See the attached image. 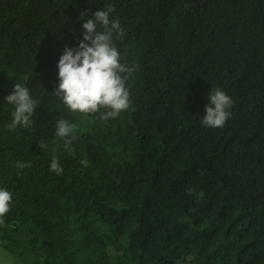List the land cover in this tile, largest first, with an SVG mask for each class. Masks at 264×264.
Returning <instances> with one entry per match:
<instances>
[{
    "label": "trees",
    "instance_id": "obj_1",
    "mask_svg": "<svg viewBox=\"0 0 264 264\" xmlns=\"http://www.w3.org/2000/svg\"><path fill=\"white\" fill-rule=\"evenodd\" d=\"M108 4L137 67L130 107L102 120L54 93L63 50ZM16 83L39 105L10 132ZM213 87L233 100L222 128L202 124ZM59 118L76 125L67 148ZM0 188V246L29 264H264V0H0Z\"/></svg>",
    "mask_w": 264,
    "mask_h": 264
},
{
    "label": "clouds",
    "instance_id": "obj_2",
    "mask_svg": "<svg viewBox=\"0 0 264 264\" xmlns=\"http://www.w3.org/2000/svg\"><path fill=\"white\" fill-rule=\"evenodd\" d=\"M112 4L89 13L91 18L82 24L83 35L78 47H65L57 63L58 85L54 93L63 105L73 113L100 114V119L118 117L130 107L131 96L127 86L128 79L136 71V65L121 62V54L116 41L122 40L125 32ZM85 13L80 14L83 19ZM209 103L205 106L202 124L206 127L222 128L231 117L229 109L232 98L221 88H211ZM7 105L12 106L11 120L6 124L10 132L18 128L29 129L34 124L33 115L39 101L21 83H16L10 95L5 97ZM103 110V112L101 111ZM76 125L64 118L56 120L55 136L63 140L67 148L76 137ZM41 149L48 145L39 142ZM17 168L30 167V162H17ZM50 170L57 175L63 172L58 158L50 163ZM12 193L0 188V218L10 211Z\"/></svg>",
    "mask_w": 264,
    "mask_h": 264
},
{
    "label": "rangeland",
    "instance_id": "obj_3",
    "mask_svg": "<svg viewBox=\"0 0 264 264\" xmlns=\"http://www.w3.org/2000/svg\"><path fill=\"white\" fill-rule=\"evenodd\" d=\"M22 255L24 258H18L6 248L0 246V264H29V254L25 252Z\"/></svg>",
    "mask_w": 264,
    "mask_h": 264
}]
</instances>
